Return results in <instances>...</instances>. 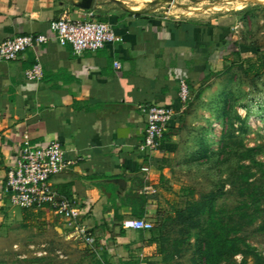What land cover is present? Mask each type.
<instances>
[{"label": "crops", "instance_id": "crops-1", "mask_svg": "<svg viewBox=\"0 0 264 264\" xmlns=\"http://www.w3.org/2000/svg\"><path fill=\"white\" fill-rule=\"evenodd\" d=\"M140 3L149 1L0 0V43L15 36L51 35V22L64 14L72 20L92 14L111 24L122 39L81 56L71 45L50 41L0 62V214L8 202L7 171L25 136L33 148L61 143L65 159L75 164L54 175L51 184L60 197L81 204L82 220L95 238L93 245L85 244L77 230L53 214L61 219L54 224L58 235L80 244L81 251L66 257V264L158 260L151 252L152 232L126 230L123 222L144 219L155 227L159 216H171L167 186L185 108L179 85L182 80L200 82L226 48L222 41L229 18L134 11ZM36 57L42 77L29 80L26 71ZM150 105L172 108L175 117L164 147L146 154L139 145Z\"/></svg>", "mask_w": 264, "mask_h": 264}, {"label": "rangeland", "instance_id": "rangeland-1", "mask_svg": "<svg viewBox=\"0 0 264 264\" xmlns=\"http://www.w3.org/2000/svg\"><path fill=\"white\" fill-rule=\"evenodd\" d=\"M137 1H149L137 6L152 4L150 11L173 17L230 19L222 41L226 48L219 50L213 70L189 86L167 186L172 218L151 234V252L158 258L153 264H264V5ZM207 201L219 221L212 228L215 238L224 231V240L238 249L235 256H220L215 249L208 261L202 258L209 246L197 239L205 240L207 233L190 225L207 218L197 213ZM57 218L48 209L23 214L6 202L0 214V264H66V257L75 258L80 244L58 235Z\"/></svg>", "mask_w": 264, "mask_h": 264}, {"label": "built area", "instance_id": "built-area-1", "mask_svg": "<svg viewBox=\"0 0 264 264\" xmlns=\"http://www.w3.org/2000/svg\"><path fill=\"white\" fill-rule=\"evenodd\" d=\"M51 35L34 34L15 36L0 43V62L16 60L27 50L56 41L61 46L71 45L73 53L81 56L86 52H96L108 44L120 43L118 36L108 22L101 21L92 14L84 20H72L66 14L50 24ZM115 67L120 64L115 62ZM29 80L42 77L38 57L33 67L26 71ZM179 96L184 104L189 99V86L185 80L179 85ZM146 126L139 150L149 154L159 150L175 117V111L169 107L150 105L145 107ZM75 161L65 159V149L58 141L45 146L31 147L28 137L20 148L15 164L7 171L4 193L8 203L26 211L48 209L62 218L71 228L78 231V238L87 245H93L95 238L82 220L81 204L75 199L60 197L51 184V178L60 171L69 168ZM147 167L143 171L147 172ZM126 230L151 231L154 224L144 219H127L123 222Z\"/></svg>", "mask_w": 264, "mask_h": 264}, {"label": "trees", "instance_id": "trees-1", "mask_svg": "<svg viewBox=\"0 0 264 264\" xmlns=\"http://www.w3.org/2000/svg\"><path fill=\"white\" fill-rule=\"evenodd\" d=\"M252 67H254V66H252ZM257 73H259V72L257 71ZM188 86H190V88H192L193 85L188 83ZM167 137H168V132L164 136V139H163L161 147H160L161 149L164 147V142L166 141ZM23 212H26V210H23ZM197 213L199 215H202L204 213L208 214L207 218H209V220H210V221H208L206 218L204 221L201 222L198 219L195 222L193 221L194 223L192 225H190V227H192L194 229L199 228V227L200 228L204 227V229L201 230V235H202V233L203 234L205 232L207 233L205 240L203 238L200 239V235L198 236V239H197V241H199L200 244L206 243L209 246L208 249H206V250L203 249L201 251L202 258H205L208 261L210 258V252L215 250V249H218L221 252V253L219 252L220 256H223V255H225L227 257L228 256H235L238 253V249H236L235 246L230 245L228 241L224 240V233H225L224 231L221 232L220 237L215 238V236H214L212 228H214L215 224L216 225L219 224V221H216L217 214L214 212V207L211 205V203L208 201L201 203L200 208L198 209ZM171 218H172L171 216H159L157 218L155 226H157L158 228H162V227H164L165 222ZM193 219H194L193 217L188 218L186 220V222H190ZM154 229H155V227L151 230V232H154ZM211 239H213V241H215V242L220 241L221 244L218 247H214L210 243ZM200 249H201V247H200ZM247 254L254 256L253 253H246V255ZM243 263H244V261L242 262V264Z\"/></svg>", "mask_w": 264, "mask_h": 264}, {"label": "bare ground", "instance_id": "bare-ground-1", "mask_svg": "<svg viewBox=\"0 0 264 264\" xmlns=\"http://www.w3.org/2000/svg\"><path fill=\"white\" fill-rule=\"evenodd\" d=\"M162 4H165L166 2H169V0H162ZM171 2V1H170ZM174 4V2H171ZM242 5L243 4H247V3H251V4H260V5H264V0H241ZM152 5V4H151ZM151 5H144V6H134L132 9L134 11H140L142 9L145 8H149ZM190 11V10H189ZM188 11V12H189Z\"/></svg>", "mask_w": 264, "mask_h": 264}]
</instances>
